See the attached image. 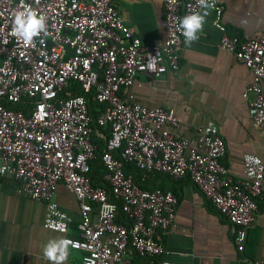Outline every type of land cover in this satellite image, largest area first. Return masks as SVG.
<instances>
[{"label":"built area","instance_id":"built-area-1","mask_svg":"<svg viewBox=\"0 0 264 264\" xmlns=\"http://www.w3.org/2000/svg\"><path fill=\"white\" fill-rule=\"evenodd\" d=\"M162 6L166 37L148 45L123 22L115 0H0V100L27 106L0 104V178H14L18 195L46 205L43 227L70 240L82 264H133L129 256L146 264H182L164 258L159 236L175 225L177 197L142 189L125 164L134 165L142 181L156 173L188 177L234 226L239 252L257 216L264 190L260 157L244 154L243 177L233 180L221 163L226 145L213 122L197 127L192 140L181 138L173 132L179 126L173 109L146 107L122 95L138 76L156 79L180 69L186 44L178 17L200 8L197 0H162ZM28 9L46 24L31 45L12 31L14 14ZM212 11V24L222 33L218 48L251 72L243 98L252 96V125L264 128V35H229L219 0ZM75 87L81 95L73 94ZM89 97L105 106L97 125L110 128L100 156L107 189L94 186L89 176L97 151ZM60 184L79 204L75 235L69 234L72 218L55 202Z\"/></svg>","mask_w":264,"mask_h":264},{"label":"crops","instance_id":"crops-1","mask_svg":"<svg viewBox=\"0 0 264 264\" xmlns=\"http://www.w3.org/2000/svg\"><path fill=\"white\" fill-rule=\"evenodd\" d=\"M219 2L227 34L242 39L264 35V0ZM115 6L142 42H163L166 27L162 0H115ZM213 18L210 10L199 39L182 51L179 71L156 79L138 76L122 95L146 107L173 109L179 120L173 132L181 138L192 140L197 127L213 122L226 145L221 163L229 177L238 180L243 177L244 154L256 155L264 163V128L252 125V96L243 98L251 72L232 54L218 48L222 33L214 28ZM149 179L152 186L178 199L175 225L159 232L167 252L164 258L182 264H252L264 260V190L244 249L239 252L234 226L216 212L188 177L151 175ZM19 185L12 177L0 178V264H49L43 259L42 246L62 235L43 227L46 205L18 195ZM55 202L72 218L69 234L75 235L80 220L75 196L60 184ZM129 258L133 264H145L140 258ZM66 264H82L81 252L69 249Z\"/></svg>","mask_w":264,"mask_h":264},{"label":"clouds","instance_id":"clouds-1","mask_svg":"<svg viewBox=\"0 0 264 264\" xmlns=\"http://www.w3.org/2000/svg\"><path fill=\"white\" fill-rule=\"evenodd\" d=\"M200 11L178 17L179 30L184 37V43L190 46L199 39L198 33L203 30L206 17L215 6V0H197ZM46 30L45 19L38 16L31 9L19 11L14 14L13 34L17 39L31 45L34 38L39 37ZM114 211V206L106 205ZM71 241L66 237L49 239L42 246L43 259L49 264H66Z\"/></svg>","mask_w":264,"mask_h":264},{"label":"trees","instance_id":"trees-1","mask_svg":"<svg viewBox=\"0 0 264 264\" xmlns=\"http://www.w3.org/2000/svg\"><path fill=\"white\" fill-rule=\"evenodd\" d=\"M74 95H81L82 92L79 87H75L73 90ZM0 104L5 105L6 107H9L11 109L19 110V109H25L27 106H25L22 103H15V104H9L4 101L0 100ZM88 109H89V115L91 118V129H92V134H91V140L92 142L97 146V151H96V158L90 163V178L92 181V184L94 186H100V187H106L105 182L102 181V177L104 174V168L100 163V156L103 153V150L105 148L106 144V139L109 138L110 136V128L109 126L106 127H100L97 125L96 119L98 114L104 110L105 106L104 105H98L92 97L88 98ZM102 134V136H100ZM118 154L115 153V156ZM124 171L127 174H131L135 180V182L142 188V189H148V190H154V189H161L163 191H166L163 188H157L151 185L150 179L146 181H142V173L137 170L134 165L132 164H125ZM156 176H164V174H153ZM151 177V176H150ZM158 178V177H156ZM107 189V187H106ZM121 217V213L119 212V218ZM134 258H139L135 256ZM141 259V258H140ZM143 260V259H142ZM145 263V260H143ZM146 264V263H145Z\"/></svg>","mask_w":264,"mask_h":264}]
</instances>
